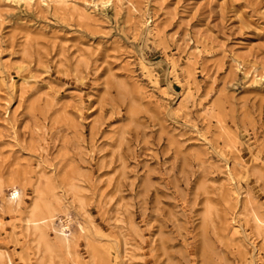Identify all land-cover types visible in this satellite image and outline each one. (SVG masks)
I'll return each mask as SVG.
<instances>
[{"label": "rangeland", "instance_id": "obj_1", "mask_svg": "<svg viewBox=\"0 0 264 264\" xmlns=\"http://www.w3.org/2000/svg\"><path fill=\"white\" fill-rule=\"evenodd\" d=\"M0 199V264H264V0H0Z\"/></svg>", "mask_w": 264, "mask_h": 264}, {"label": "bare ground", "instance_id": "obj_2", "mask_svg": "<svg viewBox=\"0 0 264 264\" xmlns=\"http://www.w3.org/2000/svg\"><path fill=\"white\" fill-rule=\"evenodd\" d=\"M58 2V3H67L68 0H54V2ZM229 169V167H228ZM231 175V174H229ZM232 180V179H231ZM47 184V183H46ZM50 184V183H49ZM48 184V185H49ZM74 186L76 187V185L74 184L73 185V188ZM40 187V186H39ZM38 187V188H39ZM46 187V186H45ZM48 187V186H47ZM73 188L71 187L70 189L73 190ZM76 188H79V187H76ZM75 189V188H74ZM11 192L9 193L8 196H6L4 198V201L7 203V207L8 209H12V210H17L20 205L22 204L23 202V196H24V192H23V189L16 186V185H11V188H10ZM47 189H43L42 187L39 188L37 191H39V194L37 197H35V200L33 201L32 205H31V208H29L30 210H28L29 214H27V219H26V229L29 231L30 228H32V231L33 232V235H34V232L37 233L38 235V238L35 240V242L37 243V249H41V252L43 250V254L45 255V258H47L46 254H52L56 247H57V244L58 245H63V247H67L69 248L71 243H73V241L71 242L72 238H71V233H67L68 229H69V225L68 223H63V225L57 229V236H56V239L57 241H52L47 233H46V227L48 225H50L51 227V224H53V220L55 219L54 216H55V208H53L52 206V203L51 201H49L47 199ZM55 190V189H54ZM53 188L52 190L50 191L51 195H56L54 192ZM49 191V190H48ZM77 192V190H74ZM55 197H58V196H55ZM54 198V196H53ZM60 200V198H59ZM56 201H57V198H56ZM83 201V200H82ZM58 202H61L58 201ZM3 208V202L1 201L0 199V210ZM255 217V216H254ZM261 217V216H260ZM256 218V217H255ZM257 219V218H256ZM259 219V218H258ZM65 220V219H64ZM67 220V219H66ZM262 220V219H260ZM71 221V220H70ZM68 222V221H67ZM261 222V221H260ZM61 223V222H60ZM79 225V224H78ZM263 225V224H262ZM80 226V225H79ZM54 227V226H53ZM242 227L241 224H237V226L235 227V231H239V229ZM48 228V227H47ZM244 230V229H243ZM80 231L81 232H86L87 229L85 228V226H80ZM70 232V231H69ZM55 238V237H54ZM256 245H254L255 247ZM58 249V247H57ZM56 249V250H57ZM60 249V248H59ZM58 249V250H59ZM1 251V250H0ZM65 251V250H64ZM57 253H60L58 251H56ZM68 252V251H67ZM66 252V253H67ZM56 253V254H57ZM69 253H70V249H69ZM44 255L42 256L41 260L43 259ZM52 255H55L52 254ZM4 256V255H3ZM2 257V255H1ZM7 257V256H6ZM52 257V256H50ZM3 258V257H2ZM10 258V257H9ZM44 258V259H45ZM55 258V257H54ZM43 259V260H44ZM51 259V258H50ZM61 260V259H60ZM40 261V260H39ZM50 260H48L49 262ZM62 261V260H61ZM52 262V261H51ZM50 262V263H51ZM8 264H12V262L7 258V262ZM41 263H43V261H41ZM75 263V262H74ZM78 263V262H77ZM75 263V264H77ZM53 264V263H52Z\"/></svg>", "mask_w": 264, "mask_h": 264}]
</instances>
